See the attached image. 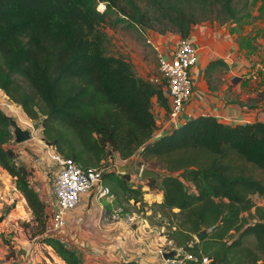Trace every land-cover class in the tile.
Segmentation results:
<instances>
[{"label": "trees", "instance_id": "16d2710c", "mask_svg": "<svg viewBox=\"0 0 264 264\" xmlns=\"http://www.w3.org/2000/svg\"><path fill=\"white\" fill-rule=\"evenodd\" d=\"M237 3L0 0V90L36 122L46 143L83 168L101 166L108 153L123 160L136 154L137 164L157 168V178L141 181L162 192L153 211L162 222L158 224L177 247L186 248L198 261L211 259L209 264H264V205L253 200L254 195H264V183L246 175L238 164L248 163L264 174V122L231 126L212 115H197L153 137L158 126L152 102L156 99L166 107L163 89L137 75L125 57L108 54L103 26L127 18L137 28L160 34L173 31L187 38L198 22L197 10L217 8L225 20L238 21L236 15L242 11ZM101 4L103 9L98 8ZM246 7L245 1L243 10ZM218 62H209L205 74ZM11 143L12 129L0 109V168L24 198L29 223L35 224L32 235L65 264H84L62 240L41 236L45 205ZM129 178L116 170L103 174L115 199L121 194L137 205L142 185L130 186ZM3 218L0 213V223ZM201 230L205 234L197 241L194 235Z\"/></svg>", "mask_w": 264, "mask_h": 264}, {"label": "crops", "instance_id": "0c3cea01", "mask_svg": "<svg viewBox=\"0 0 264 264\" xmlns=\"http://www.w3.org/2000/svg\"><path fill=\"white\" fill-rule=\"evenodd\" d=\"M262 7L264 9V3ZM253 17L254 22L250 27L237 26L231 20L223 24L201 22L192 27L186 39L197 49V61L190 71L193 90L175 126L197 115H212L219 122L231 126L254 121L264 122V16L258 18L253 14ZM152 36L158 48L157 59L158 55L165 58L171 56L180 38L176 32L169 35L155 33ZM215 60L219 62L214 63L205 74L207 64ZM163 93L166 107L160 105L156 99L152 102V111L158 126L153 137L175 127L167 122L168 98L164 89ZM10 147L20 153L17 162L30 172L29 176L33 180L31 185L40 199L45 202L52 201L56 166L47 158L41 144L40 128L35 137L19 144L11 143ZM112 156L121 161L118 165L124 166L118 167V172L125 168L124 173L130 175L138 169L130 163L132 160L137 161L136 154L125 160H121L117 153ZM0 181L4 183L6 192H2L3 197L0 199L4 203H12L14 200L18 202L13 204L16 205L15 208H9L8 216L21 217L19 209L23 208L27 218H31L13 178L1 168ZM91 193L82 195L79 204L68 214L67 224L61 229L59 239L75 250L84 264H162L156 251L164 235L163 229L146 219H141V222L130 227L120 220H109L105 216L106 212L111 213V209L118 206L115 197L112 195V201H108L109 206H105L103 213L100 207L104 206L101 203L103 198H97ZM149 194L150 201H162L161 191L153 190ZM45 246L52 260L61 264L62 260ZM27 256L28 258H23V264H38L41 260V256L34 253V250L29 249Z\"/></svg>", "mask_w": 264, "mask_h": 264}, {"label": "built area", "instance_id": "2783aa9c", "mask_svg": "<svg viewBox=\"0 0 264 264\" xmlns=\"http://www.w3.org/2000/svg\"><path fill=\"white\" fill-rule=\"evenodd\" d=\"M147 42L158 51L151 32L147 37ZM196 61L197 49L186 38L180 37L171 56L165 58L158 55L159 75L149 78L151 83L160 85L166 92L168 98L167 122L172 126H175L179 122L185 103L188 101L193 90V80L190 71L196 64ZM0 109L6 116L14 118L22 129L30 130L31 138L36 136V132L39 129L36 122L31 119L24 121L21 108L11 102L1 90ZM34 126H37V128H34ZM41 144L46 151L47 158L56 166V174L52 187V201L45 202L42 200L45 205L47 221L45 230L41 236L59 239L61 229L67 224L68 214L79 204L82 195L92 192L91 194L96 195L97 198L108 197V201H112L109 187L103 182V174L112 170L118 171L117 168L120 165L115 163L104 165L102 163L99 167L83 168L70 159L61 156L52 145L46 143L42 138ZM16 154L17 156L20 155V153ZM143 167L145 165L141 164L137 172L134 175H130L129 182L132 187L144 186L140 177V170ZM28 181L30 184L33 182L30 176H28ZM100 207L104 213L105 206L100 205ZM106 213L107 219L120 220L128 227L141 220L140 214L124 211L120 206L113 207L111 213ZM172 251L174 252L173 256L164 257V254ZM156 252L160 256L162 264H195L193 261H197V264H209L211 262V259L207 257H202L198 261L189 252H186L181 247H177L168 239L165 233L159 246H157ZM61 263L65 264L62 261Z\"/></svg>", "mask_w": 264, "mask_h": 264}, {"label": "rangeland", "instance_id": "374dc122", "mask_svg": "<svg viewBox=\"0 0 264 264\" xmlns=\"http://www.w3.org/2000/svg\"><path fill=\"white\" fill-rule=\"evenodd\" d=\"M245 1L247 2V7L245 10H243L242 7ZM262 3H264V0H238L236 8L237 10L242 11V14L239 16L236 15L237 19L239 17L238 21H234L237 23V26L250 27V25H252L254 22L253 14H256L258 18H262L264 16V13H262V11L264 10L262 7ZM140 5L142 9L148 13V16L150 18L155 19V15L149 7H147L144 3H141ZM98 8L103 9L102 4L98 5ZM247 13L248 16H245V14ZM219 15L220 12L217 8L209 7L204 10L199 9L195 12V17L198 21L196 24L201 22H215L217 24H223L230 21L225 20L226 18H222V16ZM217 17H220V19H218ZM103 28L108 36L106 45V50L108 54L125 57L132 63L137 75L144 79L149 80L151 76L159 75L157 52L147 42V37L149 36L150 32L151 34L157 33L159 35H169L175 32L167 31L164 34H160L158 33V30L155 29H150L147 27L137 28L135 26L130 25L129 19L127 18H124L123 21H120L119 23L113 26L110 24V22H108L103 26ZM21 113L23 114L24 121L29 119L22 111ZM18 149H20V146H18ZM112 155V153H108L102 163L104 165H108L109 163L112 165L114 163L118 164L119 162H121L119 159L115 161ZM130 163L132 164V166H136L138 168L137 161L134 162V160H132ZM238 164L244 168L246 175H251L253 178L260 180L264 183V174L259 171V169L255 168L254 166L248 163L242 164L238 162ZM132 166L130 167L131 169ZM119 167L122 168L124 166L123 164H120ZM137 170L138 169H135L130 175H134ZM153 170L158 172L157 168ZM103 182L106 185H110L109 181L105 182L103 180ZM128 184L131 186L129 180ZM0 189V196L2 195L0 198H2V192H6L4 188V183L1 181ZM148 191L151 192L153 190L147 187L146 185L142 186V198L140 200L141 202L137 205H134L132 202L127 203L126 199L121 194L118 195V198L115 199V201L123 208H127V212L140 214L141 219H146L149 222H152L153 224L162 223L159 222V215L157 213H153V211L156 209L155 203L157 202L150 201L151 197ZM253 200L254 203H256L257 205H264V195H254ZM0 202H3V199H0ZM16 203L18 202L14 200L12 201V203L3 202L2 204H0V213H4V215L6 213V216L3 218L4 222H2V224L0 223V264H23V258H28L27 251L29 249L34 250V253L41 256V260L40 262H38V264H57L47 253L48 248L45 246V244L42 243L37 236L34 237L32 235L33 230H35V224H33L32 222L29 223L31 218H27L25 210H23V208L19 209V213L20 215H22L21 217H18V215H16V217L14 216V218L12 219L10 216H8L9 208H15L16 205L13 206V204ZM101 203L104 206H109L108 197H103ZM15 213H18V211ZM29 215L31 216L30 213ZM138 222H141V220ZM25 223L29 224L28 227H25ZM157 226L160 225L158 224ZM161 228L165 233L166 229L164 227ZM33 238L35 239L33 240Z\"/></svg>", "mask_w": 264, "mask_h": 264}, {"label": "water", "instance_id": "95a60500", "mask_svg": "<svg viewBox=\"0 0 264 264\" xmlns=\"http://www.w3.org/2000/svg\"><path fill=\"white\" fill-rule=\"evenodd\" d=\"M7 118H8L9 125H10V127L12 129L13 141L15 143L19 144V143L25 142V141H27V140H29L31 138V132H30V130H28V129H22L17 124V122L15 121L14 118L9 117V116H7ZM34 128H37V126H34ZM137 165H138V167L141 166L140 163H138ZM130 166H131V164H130ZM120 172H126V169L123 168V169H121ZM158 175L159 174H158L157 171H155L153 169H150V168H147V167H143L140 170V177L142 179H145V178H157ZM204 234H205V230H201L198 233H196L194 235V237H195V239L197 241H199L203 237ZM184 250H186V248H184ZM173 255H174V252L172 251V252H168V253L164 254V257H171ZM124 264H127V263H124Z\"/></svg>", "mask_w": 264, "mask_h": 264}]
</instances>
